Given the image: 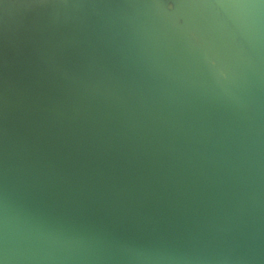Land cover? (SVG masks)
<instances>
[{
	"label": "clouds",
	"instance_id": "clouds-1",
	"mask_svg": "<svg viewBox=\"0 0 264 264\" xmlns=\"http://www.w3.org/2000/svg\"><path fill=\"white\" fill-rule=\"evenodd\" d=\"M0 10V264H264V0Z\"/></svg>",
	"mask_w": 264,
	"mask_h": 264
},
{
	"label": "water",
	"instance_id": "water-1",
	"mask_svg": "<svg viewBox=\"0 0 264 264\" xmlns=\"http://www.w3.org/2000/svg\"><path fill=\"white\" fill-rule=\"evenodd\" d=\"M0 15H2V10H0Z\"/></svg>",
	"mask_w": 264,
	"mask_h": 264
}]
</instances>
